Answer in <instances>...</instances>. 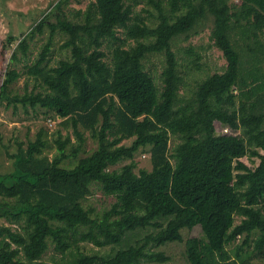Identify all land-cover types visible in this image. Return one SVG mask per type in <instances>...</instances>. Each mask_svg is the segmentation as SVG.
<instances>
[{"label":"trees","instance_id":"trees-1","mask_svg":"<svg viewBox=\"0 0 264 264\" xmlns=\"http://www.w3.org/2000/svg\"><path fill=\"white\" fill-rule=\"evenodd\" d=\"M65 1L1 50L0 100L56 111L76 141L58 129L49 155L40 130L9 154L13 169L0 172V218L8 221L0 225V264H48L42 256L50 241L62 254L57 264L165 262L171 255L152 247L171 242L184 243L187 264H264V0H93L78 11L81 21L67 17ZM141 2L157 13H135ZM208 14L227 67L184 98L173 40ZM45 25L49 39L35 60L23 70L11 67L9 61L29 60L30 40ZM57 32L68 36L61 46L71 57L53 66ZM107 40L116 42L109 60ZM154 53L165 55L163 89L145 66ZM23 74L33 88L26 81L23 94L13 93ZM84 130L98 146L65 166L85 150ZM146 147L152 168L137 172L133 158ZM246 155L259 163L249 164ZM124 159L131 161L112 168ZM94 184L115 196L109 209L85 206ZM81 242L112 250L89 253Z\"/></svg>","mask_w":264,"mask_h":264},{"label":"rangeland","instance_id":"rangeland-1","mask_svg":"<svg viewBox=\"0 0 264 264\" xmlns=\"http://www.w3.org/2000/svg\"><path fill=\"white\" fill-rule=\"evenodd\" d=\"M59 0H0V71L6 62L2 61L1 50L7 44L10 36H14L17 40L10 45L14 47L18 43V39L29 32L35 23L41 19L46 13L55 8ZM93 0H66L62 4V9L67 17L73 21H81L82 15L78 12L87 8L88 4ZM239 0H229L230 3H236ZM144 7H150L157 13V9L151 5L141 2L135 6V13L139 12L142 15L146 14ZM165 7H168L166 4ZM57 15L51 16V21H56ZM150 24H154L151 22ZM214 27V17L208 14L203 20L195 24L194 29L190 31L188 36L180 34L173 40V49L177 54L179 61V73L183 76V85L181 87V95L184 98H189L196 89L197 83L215 72H223L227 67V59L223 51L215 44V39L212 36ZM50 29L47 25L44 26L43 32L36 31L30 40V58L28 61L22 58V61L13 63L9 61L10 66H15L23 70L25 63H32L38 56L44 44L49 39ZM118 34L121 37L125 36L124 28H118ZM261 36L264 39V29L261 31ZM67 35L63 32H57L53 39V51L50 54L48 63L57 65L63 58L71 57V50L62 48V43L67 39ZM131 44H135V40H129ZM116 42L107 40L103 46L107 52V59L112 55V48ZM7 56H10L11 49H7ZM146 69L155 77L160 89H163V70L166 66L165 55L161 53L150 54L145 60ZM28 81L27 90H31L35 84L32 77L23 74L13 85L12 92L23 94L26 91L25 82ZM39 89V87H37ZM224 129H228L234 133H240V130L233 129L229 125H223ZM60 129L62 135H71L73 141H76V136L73 132V126L70 123L65 124L64 119L54 110H49L37 106L24 107L18 104L17 108L13 105L7 106V100H0V172L5 173L13 169V161L10 153L18 150V143L22 141L25 146L30 139L34 140L40 130H43L45 136L50 142V146L45 149L49 155L56 153L55 138L57 130ZM86 135L85 150L80 152L76 157H71L64 161L65 166L74 165L80 156H85L92 152L97 146V139L93 138L90 131L84 130ZM176 141L178 139L176 138ZM125 144H130L132 139H125ZM174 144V137L171 140ZM70 146V145H69ZM137 166L135 170L139 172L141 168H152L150 159L149 147L140 148L134 156ZM243 160L255 166L260 159L256 156L246 155ZM131 159H124L114 165L112 168H119ZM116 200L115 196L105 194L95 184L92 187V193L84 200L86 207H92L96 212H102L104 209H109L112 203ZM241 217H237L239 222ZM8 224L5 218H0V225ZM15 225V224H14ZM17 227V225H15ZM195 233H201L199 227L194 230ZM187 231H184L186 234ZM242 238H240L241 240ZM81 247L86 252H108L112 250L111 246L98 248L90 242H81ZM231 247V246H230ZM153 249L164 250L171 255V259L165 262L152 261L150 264H187L184 257L185 245L183 242H171L162 246H153ZM68 256V255H67ZM62 254L55 248L53 242H49V246L42 256L43 261L48 264H57L61 261Z\"/></svg>","mask_w":264,"mask_h":264}]
</instances>
